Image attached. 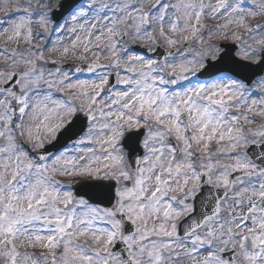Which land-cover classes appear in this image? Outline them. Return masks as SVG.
<instances>
[{"label":"snow or ice","instance_id":"snow-or-ice-1","mask_svg":"<svg viewBox=\"0 0 264 264\" xmlns=\"http://www.w3.org/2000/svg\"><path fill=\"white\" fill-rule=\"evenodd\" d=\"M0 264H264V0H0Z\"/></svg>","mask_w":264,"mask_h":264}]
</instances>
